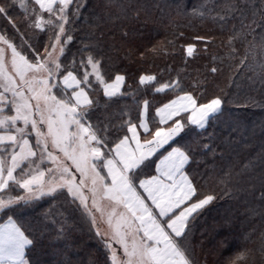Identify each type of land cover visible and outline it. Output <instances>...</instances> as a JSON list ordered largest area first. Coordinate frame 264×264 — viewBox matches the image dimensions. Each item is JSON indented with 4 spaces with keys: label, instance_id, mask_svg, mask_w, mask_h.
I'll return each mask as SVG.
<instances>
[{
    "label": "snow or ice",
    "instance_id": "obj_1",
    "mask_svg": "<svg viewBox=\"0 0 264 264\" xmlns=\"http://www.w3.org/2000/svg\"><path fill=\"white\" fill-rule=\"evenodd\" d=\"M19 5L25 11L20 20L10 14L14 2L0 3V19L14 30L9 37L7 29H0V264H50L40 247L51 235L50 227L56 239L67 241L69 217L56 227L48 212L40 217L23 214L45 198L53 202L61 198V205L76 217L74 228L87 226L103 245L104 264H197L192 225L216 195L201 191L188 167L198 130L206 131L224 114L225 103H231L228 95L209 96L203 86L194 95L184 90L179 78L159 83L154 74L141 73L140 85L156 83V93L179 94L154 112L145 99L135 117L120 111L101 119L94 115L101 106L100 90L109 101L118 98L125 77L117 72L106 79L102 41L91 32L83 38L88 42L77 49L79 59L76 53L67 58L69 42H74L72 24L85 5L79 0H34L30 11L25 0ZM190 11L194 16L205 14L196 8ZM234 11L235 5H226L225 16ZM21 23L47 33V41L34 46L31 37L24 38ZM258 27L264 30V12ZM234 31L229 44L253 34L237 67L254 66L264 79V31L258 43L251 24H242L239 31L234 26ZM16 36L19 46L13 42ZM195 39L205 42V51L207 42L213 41L211 36ZM184 48L187 56L194 55L195 44ZM116 115L119 123H112ZM258 160L259 175L255 162L239 175L249 186L259 182L264 188V152ZM219 183L226 196L242 191L234 186L240 181L233 180L230 168L222 170ZM219 246L228 247L225 241ZM250 251H238L223 264H241ZM56 254L62 255V250ZM57 264L72 261L64 255Z\"/></svg>",
    "mask_w": 264,
    "mask_h": 264
},
{
    "label": "trees",
    "instance_id": "obj_2",
    "mask_svg": "<svg viewBox=\"0 0 264 264\" xmlns=\"http://www.w3.org/2000/svg\"><path fill=\"white\" fill-rule=\"evenodd\" d=\"M5 0H0V3ZM11 15L18 20L25 16L24 9L15 0ZM85 6L72 28L74 42H69L68 59L72 54H79L77 49L88 33L100 38L104 60L102 68L106 79L114 78L119 72L125 80L121 86V95L111 101L100 95V107L94 114L103 119L113 113L125 111L133 117L137 115L141 102H151L150 111L178 95V92L156 93V83L140 85L141 73L154 74L159 83L179 78L186 91L194 95L205 87L209 96L226 93L231 103H225L224 114L206 131H199L197 142L193 144L194 154L188 171L195 176L200 190L215 193L216 199L205 206L204 211L192 225L191 243L197 264H223L229 256L245 248L251 251L246 261L241 264H264V193L259 182L254 187L241 179L249 162L256 163L255 174L259 175L261 165L258 157L264 152V79L260 78L253 67L237 65L251 42L253 34L246 39L237 38L232 44L228 37L241 30V25L251 24L255 29L256 43L262 30L258 27L261 12H264V0H79ZM31 10L34 0H27ZM235 5L237 11L225 16L226 5ZM74 5H70L72 7ZM203 6V7H202ZM38 8V6H36ZM124 11H121V9ZM204 12V16H194L191 9ZM209 10H212L209 13ZM237 12L239 14H237ZM218 14V15H217ZM253 20L256 23H251ZM25 39L30 43L42 44L47 41V33L30 29L19 24ZM0 29H7L13 37L14 30L6 20L0 19ZM126 33V35H125ZM179 33H183L180 36ZM198 36H211L212 42L197 41ZM173 41V43H168ZM14 43L20 44L18 36ZM195 44L194 55L187 56L184 46ZM156 51H153V47ZM167 48V52L162 51ZM235 52H232V49ZM42 50V48H41ZM258 51V50H257ZM143 53V55H141ZM215 56V60L213 57ZM250 65L253 62L248 55ZM218 69L212 73L211 69ZM95 95V93H93ZM107 105V107H105ZM127 119V116L123 117ZM118 115L112 117V123H119ZM208 145V148H204ZM231 169L234 185L242 189L234 196H226L224 186L219 183L222 170ZM50 213V220H67V241L56 239V232L49 228L50 236L44 237L40 247L44 249L43 259L50 264L66 255L72 264H89L90 260L104 264L105 256L102 243L88 231L87 226L73 227L76 217L71 209L61 205V198L56 202L47 198L39 206L29 207L24 211L28 217H40L41 213ZM78 215V214H76ZM42 218V217H41ZM35 222V221H34ZM39 237V233H37ZM225 241L227 250L219 246ZM62 250V255H57Z\"/></svg>",
    "mask_w": 264,
    "mask_h": 264
},
{
    "label": "rangeland",
    "instance_id": "obj_3",
    "mask_svg": "<svg viewBox=\"0 0 264 264\" xmlns=\"http://www.w3.org/2000/svg\"><path fill=\"white\" fill-rule=\"evenodd\" d=\"M15 2L16 3H18V6L20 7V5H19V0H15ZM25 3L28 5V3H27V0H25ZM21 8V7H20ZM22 9V8H21ZM10 37V36H9ZM12 37V36H11ZM13 42H14V40H13ZM17 45L19 46V43H17ZM25 166H27V165H25Z\"/></svg>",
    "mask_w": 264,
    "mask_h": 264
},
{
    "label": "crops",
    "instance_id": "obj_4",
    "mask_svg": "<svg viewBox=\"0 0 264 264\" xmlns=\"http://www.w3.org/2000/svg\"><path fill=\"white\" fill-rule=\"evenodd\" d=\"M47 166H49V165H45V167H47Z\"/></svg>",
    "mask_w": 264,
    "mask_h": 264
}]
</instances>
